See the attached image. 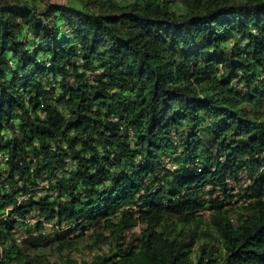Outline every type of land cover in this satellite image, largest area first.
Listing matches in <instances>:
<instances>
[{
  "label": "trees",
  "instance_id": "1",
  "mask_svg": "<svg viewBox=\"0 0 264 264\" xmlns=\"http://www.w3.org/2000/svg\"><path fill=\"white\" fill-rule=\"evenodd\" d=\"M85 232L264 264V0H0V264Z\"/></svg>",
  "mask_w": 264,
  "mask_h": 264
},
{
  "label": "rangeland",
  "instance_id": "2",
  "mask_svg": "<svg viewBox=\"0 0 264 264\" xmlns=\"http://www.w3.org/2000/svg\"><path fill=\"white\" fill-rule=\"evenodd\" d=\"M234 192H237L236 190ZM237 202H234L236 201ZM244 199H232L231 204L227 205V207H234L240 204ZM210 211L203 210L202 214L204 219H207ZM142 226L136 225L131 228L129 231L126 232L128 236L130 233H137L140 234L142 232ZM71 241V246L63 251L62 253L53 252L52 249L45 248L43 251L49 257V260L54 262L55 264H90L92 260H94L98 255L104 254L109 250L108 245H101V246H93L91 243L92 238L90 236V232H85L84 235L79 237H74L72 235L69 236ZM199 247L198 243L194 246V256L193 259L197 260Z\"/></svg>",
  "mask_w": 264,
  "mask_h": 264
},
{
  "label": "built area",
  "instance_id": "3",
  "mask_svg": "<svg viewBox=\"0 0 264 264\" xmlns=\"http://www.w3.org/2000/svg\"><path fill=\"white\" fill-rule=\"evenodd\" d=\"M20 239V238H19Z\"/></svg>",
  "mask_w": 264,
  "mask_h": 264
}]
</instances>
